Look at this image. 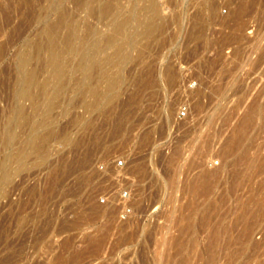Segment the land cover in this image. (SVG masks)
<instances>
[{
  "label": "rangeland",
  "instance_id": "rangeland-1",
  "mask_svg": "<svg viewBox=\"0 0 264 264\" xmlns=\"http://www.w3.org/2000/svg\"><path fill=\"white\" fill-rule=\"evenodd\" d=\"M88 1L92 3L90 4ZM154 1H157L161 5L160 10L162 9L161 11L164 12L163 14L168 17L167 22L164 21L163 23L165 25H162L163 28H160L163 31H160L159 29L154 33L153 37H150L151 39H141L138 37L137 39L139 42L141 41V47L139 48L140 45L136 46L138 49L135 46L130 45L129 42L126 43L124 46V53L126 55L124 62L121 65H116L114 63H108V65H106L102 64L101 61L104 57H106V55L111 53L112 49L105 45L106 41L104 42V40H107V38H103L107 37V34L112 28V21L108 20V18L111 16H106L103 18L104 16L102 17L98 13V0H0V50L2 51H0V179L2 177V182L0 181V264H156L154 263L156 261L157 264H177L179 263L178 260L181 256V260L185 258V264H191V262H188L192 260H198V264H203L204 260L206 262L207 257L210 256H207V252L210 250L209 247H211L210 252L213 253H211L212 256L207 259L209 261L207 264H227L228 261H232L230 262L231 264H242L240 262L243 259L244 260L242 262H245V258H247V260L243 264H260L261 262V264H263L264 216L261 213L264 214V210H262L263 212L260 211L259 213L263 218L260 215H257V217H260L259 221L256 222L258 219L256 217L257 219H255L253 223L254 226L251 225V227H254L251 228V233L250 230L246 231L247 233L249 232V236L246 234V232L241 233L240 229L231 230L233 232L232 235H236V237L237 235H240L239 238L236 239L237 241L235 240L234 243L232 242L230 246V248L236 247V250L238 248L237 256L234 257L233 260L231 257L227 258V255H224L227 252L225 249L227 250L228 235L223 238L224 243L222 240L220 246H215L213 244L210 246L209 240L207 238H210L211 236L213 237V233L216 230L218 223L223 221L226 224L229 222L231 223V226L233 225V218L235 216L233 208L236 207V204L238 207L239 196L241 194V200H243V198H246L245 200L253 199L251 196H254L255 194L256 197L262 199V201L264 200V168L261 169L262 171L256 170L254 173L250 172L253 174V179L250 183L247 182L248 184L245 181L244 182L246 184H243L240 181H235L241 185L238 183L233 184L231 177H233L234 173L233 170H230L232 174L228 172V174L231 176L228 178L232 181H230L231 183L229 182L228 184L227 182L229 180L227 178V171H229L228 169L233 168L232 162H229L233 157L226 154L224 156L221 149L222 145L224 144L223 142L226 141L225 138L230 132L228 129H231L232 124L238 122L240 116H242V114H244V112H246V110L254 102L259 101L261 104L264 103V0H251L250 6L244 13L242 19H239V22L236 16L233 17V14L234 10L236 9L235 6H237L241 0H163L165 2L164 4L161 3V0ZM212 1L215 3V5L217 4L214 8L215 10L212 8ZM132 2L133 0L120 1V10H122L123 15H125L126 12H129L128 10L130 9V3ZM199 3L202 5V7L199 6ZM93 5L96 7V9ZM224 8L227 10L226 13H222V9ZM95 10L96 12L93 13ZM57 11H62L65 13L62 16L64 18H60L63 21L59 23L57 29L58 31L56 30L58 32H56V36L59 45H61L59 48H61L62 52L59 62L61 65L64 64L63 62H65V65L69 63H73V65L71 67L69 64L70 68L63 65L64 68H69L67 69L68 71L63 69L62 73L64 74H61L62 76L60 75V77H53V66L49 65L46 60V50L44 49V51L36 53L33 50V46L36 44L35 41L44 42V38L42 41L43 29H45L47 24L49 25L51 20H54L55 22V19L58 17ZM229 12L232 13V16H230ZM91 13L93 15L96 14L95 17L91 15ZM192 14H198L203 16V18L201 17L202 20H200V22H198L199 20L194 21V15ZM210 14H213L212 18L209 17L211 16ZM173 15L179 16V19H172ZM71 19L72 21H70ZM68 21L71 22V27L75 26V29L77 27L79 28H77L78 34L75 33L74 36L76 37L74 38L76 42V48L78 49L77 45L83 42V47L80 46V49H82L78 51V55H76L77 58L75 57L76 60L73 58L74 56L71 55L69 47L65 49L66 46L64 44V39H66L65 37L67 35L65 26L67 29L69 26ZM235 21L238 23L236 24ZM250 27L255 29L256 35L254 38H248L246 35V31ZM59 28H61V30ZM85 28H87L86 30L88 31H85ZM195 28L197 29L196 32ZM234 28L236 30L238 29V33H236V30H232ZM132 31L136 32V28L132 26L131 23H127L123 30L124 34L129 35ZM63 32H66V35ZM195 33L197 35H195ZM231 33H234L233 35L236 38L235 40H233L234 36ZM261 34H263V36ZM79 35H81V38L83 37L81 41H79L81 39L79 38ZM231 35L233 38H231ZM217 37L219 39H217ZM220 39L222 40L220 41ZM63 46L65 52L62 51ZM229 49L232 50L231 54L227 53ZM25 53H28V55L32 54L31 56H33L34 62L33 63L32 60H29L25 66L28 68L34 67L33 69L37 70H35L37 73V75H35L38 77H36L35 79L37 80H34L30 85V98H19L18 92L21 88L22 80L20 73L22 61L20 62L19 59L22 60L23 57L27 55ZM82 55L84 59H82ZM38 56H40V60H38ZM41 56H43V58ZM99 57L101 58L100 61ZM88 60L90 61L88 62ZM79 61L83 63L81 64ZM211 61L213 64H211ZM74 63L77 64L75 65ZM88 63L91 64L89 68L87 67L90 71V75L86 77L85 66ZM145 65L146 68L144 67ZM243 66H245V68H249V71L252 72L254 69L263 66L261 67L262 81L258 83L256 80L247 86L243 85L239 76ZM102 67L105 68L108 73L118 75L120 81L114 85L113 88H111L110 95L108 97L101 99V103L105 104L103 109L101 110L99 108H95L91 109L90 111L85 108V98L83 91L86 89V87L83 84H95L99 78V73ZM166 70H170L172 72L174 75H171L172 79L170 77L167 79L166 74H164ZM161 73L166 78L163 77ZM141 76H145V79L147 80ZM124 78L127 79V81L124 80ZM141 79H144L145 82H143L147 84H144ZM131 86L133 87V92L131 91ZM55 88H59V91L57 95L52 97L51 95L53 94V91H51V89ZM134 90H138L136 95ZM47 91L50 92V95L47 93ZM60 94L62 97L58 96ZM133 98L136 99L134 100ZM129 99L132 101L130 102ZM184 99H187V101ZM182 105L187 107L188 114L183 121L179 122L176 121L175 117L178 109ZM106 107H110L108 108V111ZM16 110H19L18 112H20V110L24 112V114L28 117L27 123H22V125L16 124L18 123L14 121L18 117V112ZM132 111H134V113ZM125 112L127 114L129 113L128 115L131 117L127 114H124ZM118 113H120V116ZM44 114L50 115L51 117L52 124H50V127L55 126L53 127L55 130V135L47 144L48 150L45 159L38 163L32 156H29L30 158L27 157V163L24 167H18L16 159H12L13 161H8V154L15 152L17 153V149H19L20 145H22L23 138L27 136L28 133H31L30 123L35 120L39 121ZM114 114H116V116ZM124 117L126 118L121 119ZM118 121L120 122L119 126H121L118 127L121 130L116 128V126L115 128L112 127ZM10 128L14 131V134L11 142H7L8 140L6 134ZM116 130L120 132L116 133ZM254 131L256 132V135L251 136V138H254V140L250 139L249 143H256L254 145L251 144L253 149L250 148V152L251 156L257 159L258 157L260 158V154L264 156V154H262L264 153V131H259L256 129V126L252 129V135L255 134ZM111 135L112 137H110ZM90 143H92V145ZM249 143L248 145L250 146ZM12 146L13 149H11ZM108 148L110 150H108ZM84 152L86 154H84ZM219 152H221L222 155ZM87 153L91 154L88 155ZM72 154H75V156ZM125 154L135 157L137 165L135 167L136 169L134 168V173L138 176L141 182L140 184L143 185L137 192V200H135L133 204L134 213L130 215L120 214L119 207L117 205L118 202L115 201V199L113 200L114 203L111 204H99V196L113 184L110 179L101 178L100 174L96 172L94 167V160L97 158L109 159ZM84 156L89 158L85 160ZM68 159L70 161H68ZM168 159H173L174 161H178V163L180 161V165L173 166L176 168H174V171L177 172V181L180 180L177 183H181L180 190L176 193L179 195L178 197L181 195L179 192L181 193L182 191L183 183L194 179L191 177H195V175L198 173V170H200L203 166L208 168L215 167V171H217L216 173L214 171L215 176L213 175L214 179L212 178L214 185H212L211 190L207 191V193L204 192V194L201 192L198 193L199 195L197 194L198 198L201 196V200H197V202L199 201L198 211H196L194 216L192 215V226L184 231V235L179 233L180 231L178 226L176 227L175 222H172V224L169 226L166 224L169 222L168 217L165 215V212L168 209L166 207H169V204L166 200L168 188L164 187L162 184H164V180L168 178V173L166 171V163ZM216 159L219 162L217 167L211 165V161ZM261 159H264V157ZM182 161L183 164H181ZM70 163L72 165H70ZM7 164L10 168V175L8 177H4V180L3 171ZM243 164L244 163H242V165H238V168L244 171L245 168L241 169V167L245 166V164ZM59 165L63 166L60 167ZM81 165H84V168ZM226 166H228L227 169ZM51 167L55 168H52L53 170H51ZM218 167L219 170H217ZM12 168H15L14 171ZM69 168L70 171L68 170ZM139 169L141 170L138 171ZM50 170L54 173L57 172V177L53 175L55 179L53 176H51V174L54 173H51ZM58 170H60V174L58 173ZM237 171L239 172L238 169ZM257 171L258 173H256ZM64 172L66 174H64ZM240 172L238 174H242ZM222 175L224 179H222ZM258 179L260 180L257 181ZM260 181H263V185ZM255 182L257 183L255 184ZM51 184H54L52 190L48 189L50 188L49 186ZM79 184L81 187L78 186ZM230 184L232 185L228 186ZM260 184L263 187H260L261 190H259ZM233 185H240L242 188L240 186L232 187ZM244 185H247L248 187L251 185L253 188H248L247 186L244 188ZM228 188H235L236 192H234L235 190L233 189L229 190L230 192L232 191L231 195V193L229 194L228 192ZM256 188L260 191L258 195V190H256ZM46 189H48V191H46ZM220 191H222L221 196L219 195ZM39 192L42 193L41 195L43 196L42 197L40 195V199L43 198L41 200L37 199ZM237 193L240 195L238 196ZM89 194L90 196H88ZM248 194H250L249 198H247ZM219 196L220 198H223V201H225L223 202L222 199L219 200ZM232 196H234V198H232ZM180 199L182 200V198ZM235 199H237V201ZM217 200L219 201L220 205L216 207H220L221 209L216 208L214 211H212L209 218L210 221H206L203 223V225L202 220H200L201 214L200 218L198 217L199 213H201L200 210L202 207H209V201L212 202ZM221 201L223 203H220ZM231 202L234 203L233 207ZM80 203L81 205L83 203L86 205H82V207ZM206 203L209 204L206 206ZM89 204L94 206H88ZM80 206L82 208H80ZM92 207H95V210ZM110 209L111 212L109 214ZM221 210L223 212L226 210L223 214L224 216H222L223 212ZM84 211L87 217L84 215ZM97 211L99 214H101H96ZM106 211L108 214H106ZM214 212L215 215H213ZM89 213H92L93 216H91L93 218L89 216ZM76 215H78V219L80 218L78 222L77 219H75L77 218ZM109 215L112 219L109 218ZM107 217L109 218V221ZM196 218L198 222L196 221ZM224 219H226V221H224ZM211 220H213V222ZM214 222L217 223V225ZM208 224L210 226L213 224V227L211 226V229H209L210 227H208ZM121 226L123 227L120 228ZM231 226L229 230L233 229L234 227ZM236 227L240 228V224L236 225L234 228ZM102 229H104V232L101 231ZM97 232L101 234L103 233L104 239L102 238V235L100 236L99 234L100 238L103 240L101 239L102 242L99 245L100 247H96V250L98 249L96 251L94 247L93 250L92 247H89V244L85 243H88L86 242V238L91 236L96 237V234H98ZM124 233L126 235L129 233L127 238L125 237ZM167 233H170L171 237ZM178 233L181 234L180 236H182L180 237V240L183 242V245L181 246L174 245L172 243L173 241H176L175 237L177 236L175 234ZM89 234L90 236H87ZM160 234H162V236L159 239L158 235ZM156 235L159 240L156 238ZM185 235H187V237ZM123 236L125 239H123ZM241 236L248 238H242ZM165 238H167V241ZM204 239L206 241H204ZM241 239L242 242H240ZM261 239L262 242H259L258 245V240L261 241ZM67 240L70 242V244ZM63 242L66 243L65 245L67 248ZM203 242H208L209 244H204ZM251 242H254L257 245L251 244ZM155 243L157 244L155 245ZM165 243H167V246H170L167 247ZM83 246H88V248L84 247V249ZM162 246L164 247L162 248ZM250 246H256L255 248H258L260 252L257 249L259 252L258 253L257 250L255 251L254 247L251 248ZM72 248L76 249L73 250ZM89 248L92 250V252ZM207 249L209 250L207 251ZM251 249H254V251L257 252L259 256H257L258 254L255 253L257 256L256 257L253 253H251L250 251H253ZM83 250H85V252H83ZM153 250L155 251L154 253L152 252ZM164 250H166V252ZM176 250L182 251L177 252ZM203 251H205L207 254ZM169 252L171 253V258L170 256H167L169 255ZM172 253L175 254L173 255ZM192 253L194 254L192 255ZM196 253L197 255L199 254V258L196 257ZM217 253L222 256H219ZM69 254L73 256V259L69 260L71 258ZM154 256H157V259ZM187 256L189 258L192 257V260H190L191 258L188 259ZM223 256L226 259H224ZM250 256L255 257L251 258ZM57 258H59L61 261L59 259L57 260ZM221 258L222 260L220 261ZM169 261H171V263ZM192 263L195 264V261H192ZM179 264H183L182 261H180Z\"/></svg>",
  "mask_w": 264,
  "mask_h": 264
},
{
  "label": "bare ground",
  "instance_id": "bare-ground-1",
  "mask_svg": "<svg viewBox=\"0 0 264 264\" xmlns=\"http://www.w3.org/2000/svg\"><path fill=\"white\" fill-rule=\"evenodd\" d=\"M20 1V0H19ZM26 1H28V0H26ZM30 1V0H29ZM35 1V0H34ZM99 1V3H98V6H99V10H98V13L103 17V18H105L106 16H111L110 18H108V20L110 21H112V28L110 29V31H109V33L107 34V37H104V35H103V39H106L107 38V40H104V42L106 41V43H105V45H107L108 47H110L112 50H111V53H109V55H106V57H102L103 59H102V64H106V65H108V63H114V64H116V65H121L123 62H124V60L126 59V55H125V53H124V46H125V44L126 43H130V45H132V46H138V45H140L139 46V48L141 47V41L139 42V40L137 39L138 37H140L141 39L142 38H150V37H153V35H154V33L156 32V31H158L160 28H163L162 27V25H165V24H163L164 23V21H166L167 22V20H168V17L166 16V15H164L163 13L164 12H162L161 10H160V4L157 2V1H154V0H133V2L132 3H130L131 5H130V9L128 10L129 12L127 13L126 12V14L125 15H123V13H122V10H120V1L121 0H98ZM130 1H132V0H130ZM82 2V1H81ZM80 2V3H81ZM89 2V1H88ZM87 2V3H88ZM213 2V1H212ZM256 2V1H255ZM19 3V2H18ZM29 3V2H28ZM77 3H79V2H77ZM90 4L92 3V2H89ZM122 3V2H121ZM202 3V2H201ZM253 3H254V1H253ZM64 4V3H63ZM164 4V3H163ZM170 4V3H169ZM200 4V3H199ZM222 4H223V2H222ZM226 4H227V1H226ZM232 4V3H231ZM236 4H237V2H236ZM250 4H251V0H241V2L237 5V6H235L236 7V9L234 10V14H233V17H235L236 16V18H237V20H238V22H239V19H242V17L244 16V13L247 11V9H248V7L250 6ZM81 5H82V3H81ZM85 5V4H84ZM89 5V4H88ZM122 5V4H121ZM167 5H168V3H167ZM212 5V4H211ZM217 5V4H216ZM215 3L213 2V9L215 8ZM45 6V5H44ZM51 6H52V4H51ZM94 6V5H93ZM196 6H198V5H196ZM199 6H201L202 7V5L200 4ZM224 6V5H223ZM95 7V6H94ZM118 7H119V9H118ZM168 7V6H167ZM200 7V8H201ZM88 8V7H87ZM208 8L210 9V7L208 6ZM211 8V9H212ZM217 8V7H216ZM65 9V8H64ZM95 9H96V7H95ZM166 9V8H165ZM169 9V8H168ZM199 9V8H198ZM202 9V8H201ZM215 10V9H214ZM45 11H46V9H45ZM64 11V10H63ZM199 11H200V9H199ZM198 11V12H199ZM202 11V10H201ZM213 11V10H212ZM58 12V11H57ZM64 12H66V11H64ZM64 12H58L57 14V19H55V22H54V20L52 21L51 19V22L49 23V25L47 24V26H45V29H43V37H42V41H43V38H44V42H36L35 41V45L33 46V50L36 52V53H39L40 51H44V49L46 50L45 52H46V60H47V62L49 63V65H51V66H53V71H54V74H53V77H60V75L61 74H64V73H62L63 72V69H66V68H64V66L66 67V66H68L69 68H70V66H69V64H67V65H65V62H63L64 64V66L63 65H61L60 64V62H59V59L61 58V48H59V46H61V45H59V42H58V39H57V36H56V32L58 31L57 29H58V25H59V23L60 22H62L63 20H61L62 18H64V17H62L63 16V14H65ZM89 12V11H88ZM87 12V13H88ZM93 12V11H92ZM96 12V10L93 12V13H95ZM167 12V11H166ZM209 12H210V10H209ZM86 13V14H87ZM175 13V12H174ZM193 13V12H192ZM202 13V12H201ZM204 13V12H203ZM207 13H208V11H207ZM211 13H215V12H211ZM230 13V12H229ZM42 14V13H41ZM45 14V13H44ZM68 14V13H67ZM191 14V13H190ZM194 14H195V12H194ZM194 14H192V15H194ZM232 13H230V16H232L231 15ZM88 15H89V13H88ZM87 15V16H88ZM91 15H93L92 13H91ZM96 15V14H95ZM95 15H93L94 17H95ZM211 16H209L210 18H212V15L213 14H210ZM256 15V14H255ZM259 15V14H258ZM261 15V14H260ZM72 16V15H71ZM100 16V17H101ZM262 16V15H261ZM101 17V18H102ZM167 17V18H166ZM176 17H178V18H176ZM203 18V16H200V15H194L193 16V20L194 21H198V22H200V20H202V18ZM259 17V16H258ZM61 18V19H60ZM87 18V17H86ZM100 18V19H101ZM190 18V17H189ZM192 18V17H191ZM257 18V17H256ZM172 19H179V16H172ZM229 19V18H228ZM227 19V20H228ZM65 20V19H64ZM87 20V19H86ZM191 20V19H190ZM204 20V19H203ZM67 21V20H66ZM70 21H72V19L70 20ZM189 21V20H188ZM65 22V21H64ZM69 22V21H68ZM67 22V23H68ZM80 22V21H79ZM237 22V23H238ZM74 23H76V22H74ZM84 23V22H83ZM127 23H131L132 24V26H134L135 28H136V32H131V34H129V35H125L124 34V32H123V30H124V28H125V26H126V24ZM225 23V22H224ZM235 23H236V21H235ZM236 23V24H237ZM178 24V23H177ZM230 24V23H229ZM234 24V23H233ZM71 25V22H69V26H68V28L66 29V26H65V31L67 32V35H66V39H64L65 40V42H64V44H65V46H66V48L65 49H67V47H69V50L71 51V55H73L74 57L73 58H75L76 57V55H78L77 53H78V51L79 50H81L80 49V46L81 47H83V42L81 43V44H79V45H77V47H78V49L76 48V42H75V40H74V38H76V37H74L75 36V33H77V30L79 29L78 27V29L76 28H74L75 26H73V27H71L70 26ZM75 25V24H74ZM76 25H78V24H76ZM89 25V24H88ZM91 25V24H90ZM194 25V24H193ZM192 25V26H193ZM197 25V24H196ZM200 25V24H199ZM206 25V24H205ZM85 26V25H84ZM167 26V25H166ZM165 26V27H166ZM190 26V25H189ZM202 26V25H201ZM231 26H232V24H231ZM61 27V26H60ZM164 27V28H165ZM229 27H230V25H229ZM62 28V27H61ZM61 28H59L60 30H61ZM141 28V29H140ZM177 28V27H176ZM192 28V27H191ZM238 28V27H237ZM240 28V27H239ZM87 28H85V31H88V30H86ZM88 29H89V27H88ZM140 29V30H139ZM231 29V28H230ZM57 30V31H56ZM82 30V29H81ZM132 30H133V27H132ZM177 30V29H176ZM196 28H195V32H196ZM233 31L234 30H236L235 28L234 29H232ZM238 30V29H237ZM236 30V31H237ZM160 31H163V30H161L160 29ZM232 31V32H233ZM95 32H96V30H95ZM199 32V31H198ZM227 32V31H226ZM229 32V31H228ZM58 33V32H57ZM89 33V32H88ZM169 33H170V31H169ZM236 33H238V31L236 32ZM235 33V34H236ZM78 34V33H77ZM83 34H85V33H83ZM82 34V35H83ZM86 34H87V32H86ZM232 35L234 34V33H231ZM60 35V34H59ZM195 35H197L196 33H195ZM194 35V36H195ZM220 35V34H219ZM231 35V36H232ZM262 36H263V34H261ZM80 37L79 38H81V35H79ZM84 36H86V35H84ZM234 36V35H233ZM233 36L231 37V38H233ZM38 37V36H37ZM227 37V36H226ZM83 38V37H82ZM82 38L79 40V41H81L82 40ZM86 38V37H85ZM90 38V37H89ZM89 38H88V40H89ZM96 38V37H95ZM167 38H168V36H167ZM174 38V37H173ZM222 38V37H221ZM231 38H230V40H231ZM151 39V38H150ZM150 39H147V40H150ZM217 39H219L218 37H217ZM227 39H229V38H227ZM236 38H235V36H234V39L233 40H235ZM31 40V39H30ZM91 40V39H90ZM137 40H138V42H139V44H138V42H137ZM172 40H174V39H172ZM222 39H220V41H221ZM33 41V40H32ZM61 41V40H60ZM87 41V40H86ZM96 41V40H95ZM160 41V40H159ZM188 41H190V40H188ZM217 41V40H216ZM63 42V41H62ZM99 42V41H98ZM104 42H103V44H104ZM165 42V41H164ZM167 42V41H166ZM170 42H172V41H170ZM233 42V41H232ZM94 43V42H93ZM161 43V42H160ZM78 44V43H77ZM143 44V43H142ZM162 44V43H161ZM63 45V44H62ZM98 45V44H97ZM102 45V44H101ZM101 45H99V46H101ZM146 45V44H145ZM158 45H160V44H158ZM88 46V45H87ZM25 47V46H24ZM23 47V48H24ZM29 47H31V46H29ZM93 47H94V45H93ZM92 48V47H91ZM137 48V47H136ZM147 48V47H146ZM154 48V47H153ZM193 48V47H192ZM25 49V48H24ZM30 49V48H29ZM29 49H28V51H29ZM63 50L62 51H64V46H63V48H62ZM93 49V48H92ZM138 49V48H137ZM152 49V48H151ZM195 49V48H194ZM1 51V50H0ZM23 51V50H22ZM88 51H89V49H88ZM190 51V50H189ZM240 51V50H239ZM2 52V51H1ZM65 52V51H64ZM63 52V53H64ZM95 52H96V50H95ZM195 52V51H194ZM193 52V53H194ZM82 53L84 54V52L82 51ZM81 53V54H82ZM92 53V52H91ZM24 54V53H23ZM22 54V55H23ZM25 54H27V55H25L24 57H23V59L21 60V59H19L20 60V62L22 61V68H21V70H20V73H21V77H22V80H21V88H20V90H19V92H18V96H19V98H30V85L32 84V82L35 80H37V79H35L36 77H38V76H36L37 75V73H36V69H33L34 67H32V68H28V67H26L25 65H26V63H27V61L29 62V60H32V62H33V56H31V55H28V53H25ZM34 54V53H33ZM68 54H69V51H68ZM131 54V53H130ZM189 54V53H188ZM35 55V54H34ZM40 55V54H39ZM43 55V54H42ZM94 55V54H93ZM39 57V59L38 60H40V56H38ZM42 58H43V56H41ZM64 57H65V55H64ZM70 57V56H69ZM68 57V58H69ZM132 57V56H131ZM32 58V59H31ZM71 58H72V56H71ZM77 58V57H76ZM76 58H75V60H76ZM100 58V57H99ZM133 58V57H132ZM143 58V57H142ZM82 59H84L83 58V55H82ZM86 59H87V57H86ZM45 60V61H46ZM65 60V59H64ZM92 60V59H91ZM101 60V58L99 59V61ZM37 61V60H36ZM42 61V60H41ZM41 61H39V62H41ZM68 61H69V59H68ZM74 61V60H73ZM72 61V62H73ZM83 61V60H82ZM90 60H88V62H89ZM98 61V62H99ZM153 61V60H152ZM208 61V60H207ZM213 61V60H212ZM211 61V64H213V62ZM218 61V60H217ZM216 61V62H217ZM31 62V63H32ZM38 62V63H39ZM47 62H46V64H47ZM71 62V63H72ZM78 62V61H77ZM80 62V61H79ZM134 62V61H133ZM219 62V61H218ZM34 63V62H33ZM81 63V62H80ZM83 63V62H82ZM81 63V64H82ZM91 63V62H90ZM131 63H132V61H131ZM149 63H150V61H149ZM29 64V63H28ZM75 64V63H74ZM77 64V63H76ZM75 64V65H76ZM99 64V63H98ZM113 64V65H114ZM130 64V63H129ZM134 64H135V62H134ZM133 64V65H134ZM147 64V63H146ZM209 64H210V61H209ZM37 65V64H36ZM40 65H42V64H40ZM48 65V64H47ZM71 65V67H72V65H73V63L72 64H70ZM74 65V66H75ZM96 65V64H95ZM20 66H18V67H20ZM43 66V65H42ZM89 66H91V64H87L86 66H85V68H86V77L87 76H89L90 75V71H89ZM97 66V65H96ZM96 66H94V67H96ZM103 66V65H102ZM105 66V65H104ZM141 66V65H140ZM139 66V67H140ZM210 66V65H209ZM212 66V65H211ZM41 67V66H40ZM88 67V68H87ZM145 68H146V65L144 66ZM150 67V66H149ZM169 67V66H168ZM43 68V67H42ZM69 68H67V69H69ZM74 68V67H73ZM143 68V67H142ZM44 69V68H43ZM50 69V68H49ZM66 69V70H67ZM77 69H78V67H77ZM109 69V68H108ZM151 69V68H150ZM156 69V68H155ZM154 69V70H155ZM166 69H168V68H166ZM36 70V71H35ZM65 70V71H66ZM52 71V70H51ZM68 71V70H67ZM72 71H74V70H72ZM85 71V70H84ZM147 71V70H146ZM165 72V71H164ZM17 73V72H16ZM42 73V72H41ZM84 73V72H83ZM126 73V72H125ZM176 73V72H175ZM174 73V74H175ZM36 74V75H35ZM72 74V73H71ZM100 75H99V78H98V80H97V82L95 83V84H93V85H85V84H83L85 87H86V89L83 91L84 92V98H85V108L87 109V110H90L91 111V109H95V108H99V109H103V107H104V105L105 104H103V103H101V99L102 98H104V97H108L109 95H110V91H111V88H113L114 87V85H116L119 81H120V78H119V76L118 75H116V74H111V73H108L106 70H105V68H101V70H100V73H99ZM123 74V73H122ZM162 74V73H161ZM164 74H166V77H167V79H168V77H170L171 78V75L172 76H174L173 74H172V72L170 71V70H166V72L164 73ZM120 75V74H119ZM149 75V74H148ZM163 75V74H162ZM46 76H47V74H46ZM62 76V75H61ZM84 76V75H83ZM126 77V76H125ZM142 77V76H141ZM154 77V76H153ZM159 77V76H158ZM163 77H165L164 75H163ZM165 77V78H166ZM19 78V77H18ZM142 78H144L145 79V76L144 77H142ZM169 78V79H170ZM91 79V78H90ZM95 79V78H94ZM141 79L142 80V82L144 81L145 82V80H147V79ZM172 79V78H171ZM175 79V78H174ZM42 80V79H41ZM53 80V79H52ZM60 80V79H59ZM124 80H126L127 81V79H125L124 78ZM139 80V79H138ZM153 80V79H152ZM151 80V81H152ZM156 80V79H155ZM55 81V80H54ZM83 81H84V79H83ZM88 81V80H87ZM135 81V80H134ZM163 81V80H162ZM171 81V80H170ZM42 82V81H41ZM59 82V81H58ZM91 82H93V81H91ZM136 82V81H135ZM143 82V83H144ZM150 82V81H149ZM168 82V81H167ZM15 83V82H14ZM43 83V82H42ZM142 83V84H143ZM151 83V82H150ZM18 84V83H17ZM142 84H140V85H142ZM144 84H147V83H144ZM154 84V83H153ZM156 84H157V81H156ZM57 85V84H56ZM63 85V84H62ZM149 85V84H148ZM155 85V84H154ZM41 86V85H40ZM130 86V85H129ZM53 87V86H52ZM61 87V86H60ZM59 87V88H60ZM63 87V86H62ZM132 87V86H131ZM40 88V87H39ZM59 88H55V89H51V91H53V94L51 95L52 97H54L55 95H57L58 94V91H59ZM83 88V87H82ZM81 88V89H82ZM141 88V87H140ZM137 89V88H136ZM146 89V88H145ZM49 90V89H48ZM74 90V89H73ZM46 91V90H45ZM50 91V90H49ZM50 91V92H51ZM132 92H133V87H132V90H131ZM135 91V90H134ZM138 91V90H137ZM137 91H135V95L137 94L136 92ZM264 91V90H263ZM50 92H48L47 91V93L49 94ZM126 92V91H125ZM141 92V91H140ZM263 93V92H262ZM37 94V93H36ZM65 94V93H64ZM113 94V93H112ZM129 94H130V92H129ZM128 94V95H129ZM133 94V93H132ZM139 94V93H138ZM149 94V93H148ZM50 95V94H49ZM80 95V94H79ZM195 95V94H194ZM47 96V95H46ZM58 96H61V94L60 95H58ZM133 96V95H132ZM57 97V96H56ZM62 97V96H61ZM60 97V98H61ZM129 97V96H128ZM77 98V97H76ZM51 99V98H50ZM78 99H79V97H78ZM125 99V98H124ZM134 100L136 99V98H133ZM255 99V98H254ZM61 100V99H60ZM109 100V99H108ZM127 100V99H126ZM125 100V101H126ZM130 100V102L132 101L131 99H129ZM59 101V100H58ZM105 101V100H104ZM124 101V102H125ZM198 101V100H197ZM54 102H55V100H54ZM33 103V102H32ZM195 103V102H194ZM128 104H130V103H128ZM250 104V103H249ZM111 105V104H110ZM121 105V104H120ZM119 105V106H120ZM122 105H123V102H122ZM122 105H121V107H122ZM170 105H171V103H170ZM169 105V106H170ZM197 105V104H196ZM200 105V104H199ZM119 106H118V108H119ZM201 106V105H200ZM247 106H249V105H247ZM246 106V107H247ZM138 107V106H137ZM195 107V106H194ZM197 107V106H196ZM20 108V107H19ZM107 108V111H108V108H110V107H106ZM170 108H172V107H170ZM193 108V107H192ZM52 109H54V108H52ZM218 109V108H217ZM34 110V109H33ZM110 110V109H109ZM111 110H113V109H111ZM126 110H130V109H126ZM166 110V109H165ZM196 110V109H195ZM197 110H199V109H197ZM17 111V110H16ZM19 111V110H18ZM17 111V112H18ZM106 111V112H107ZM125 111V110H124ZM135 111V110H134ZM134 111H132L133 113H134ZM217 111V110H216ZM14 112V111H13ZM16 112V113H17ZM30 112V111H29ZM57 112V111H56ZM97 112V111H96ZM120 112V111H119ZM128 112V111H127ZM130 112V111H129ZM220 112V111H219ZM244 112V111H243ZM66 113V112H65ZM103 113V112H102ZM111 113H112V111H111ZM229 113V112H228ZM70 114V113H69ZM109 114V113H108ZM117 114V113H116ZM116 114H114L115 116H116ZM120 113H118V115H119ZM124 114H127L126 112L124 113ZM129 114V113H128ZM127 114V115H128ZM132 114V113H131ZM12 115V114H11ZM17 115V114H16ZM110 115V114H109ZM114 115H113V117H114ZM118 115H117V117H118ZM134 115V114H133ZM29 116V115H28ZM105 116H107V115H105ZM120 116V115H119ZM124 116V115H123ZM122 116V117H123ZM128 116H130V115H128ZM214 116V115H213ZM215 116H216V114H215ZM15 117V116H14ZM102 117V116H101ZM113 117H112V119H113ZM131 117V116H130ZM223 117H225V116H223ZM223 117H222V119H223ZM10 118V117H9ZM126 117H124V118H121V119H125ZM238 118H239V116H238ZM77 119V118H76ZM115 119H117V118H115ZM130 119V118H129ZM213 119V118H212ZM225 119V118H224ZM27 120H28V117L24 114V112H22L21 110H20V112H18V117H17V119L16 120H14L15 122H18V123H16V124H21L22 125V123H27ZM88 121V120H87ZM99 121V120H98ZM210 121H212V120H210ZM32 122V121H31ZM89 122H90V120H89ZM100 122V121H99ZM133 122V121H132ZM113 123V122H112ZM111 123V124H112ZM31 124V126H30V132L31 133H28V135L27 136H25L24 138H23V142H22V145H20V148L19 149H17L18 151H17V153L15 152V153H10V154H8L7 152V154H8V161H11L12 159H16V161H17V163H18V167H24V166H26V163H27V157H29V156H32L33 158H34V160L36 161V162H41L42 160H44L45 159V157L47 156V144H48V142L54 137V135H55V130H54V128L53 127H55V126H53V127H50V124H52V120H51V117H50V115H47V114H44L43 115V117H41V119L38 121H33L32 123H30ZM114 124V123H113ZM112 124V125H113ZM101 125V124H100ZM111 125V126H112ZM120 125V122L118 121V122H116V124H114V126H112V127H114L115 128V126H116V128H118V129H120L119 127H121V126H119ZM122 125V124H121ZM88 126V125H87ZM97 126V125H96ZM119 126V127H118ZM256 126V129H258L259 131H261V132H263L264 131V103L263 104H261V103H259V101L258 102H254L247 110H246V112H244V114H242V116H240V118L238 119V122H236V123H234V124H232V127H231V129L229 130L228 129V131H230L229 133H228V135H227V137L225 138L226 139V141H224L223 143V145H222V151H223V155L225 156V154L226 155H228V156H232L233 158L232 159H230V163L232 162V166H233V168L231 169H228L229 171H227V174H228V172L229 173H231L232 174V172H230V170L232 171L233 170V177H231L230 176V174H228V176H227V178L228 177H231V179L233 180H229V178H228V184H229V182L230 181H232L233 182V184L235 183V184H237L239 181L241 182V183H250L251 181H252V175L253 174H251L250 172H253L254 173V171H256V170H261V169H263L264 168V159H261L262 157H264V156H262L261 154H260V158L258 159H256V158H254L253 156H251V150H250V148L251 149H253L252 148V146H251V144H253V143H249V140L250 139H253L254 140V138H251V136H255L256 135V132H255V134L254 135H252V129L254 128ZM27 127V126H26ZM95 127V126H94ZM123 127V126H122ZM12 128V127H11ZM9 129L8 130V132H7V134H6V136H7V142H11V139L13 138V134H14V131L12 130V129ZM90 128V127H89ZM113 128V129H114ZM128 128V127H127ZM86 129V128H85ZM110 130V129H109ZM121 130V129H120ZM145 130V129H144ZM58 131V130H57ZM56 131V132H57ZM88 131V130H87ZM257 131V130H256ZM114 132H115V130H114ZM117 132H120V131H117L116 130V133ZM150 132V131H149ZM260 132V133H261ZM76 133V132H75ZM81 133V132H80ZM79 133V134H80ZM113 133V132H112ZM115 133V134H116ZM259 133V134H260ZM264 133V132H263ZM114 134V135H115ZM142 134V133H141ZM57 135V134H56ZM149 135V134H148ZM151 135V134H150ZM261 135V134H260ZM16 136V135H15ZM83 136V135H82ZM85 136V135H84ZM143 136H145V135H143ZM21 137H22V135H21ZM110 137H112V135L110 136ZM147 137H149V136H147ZM225 137V136H224ZM261 137V136H260ZM262 137H263V135H262ZM20 138V137H19ZM62 138H63V136H62ZM84 138V137H83ZM82 138V139H83ZM18 139V138H17ZM22 139V138H21ZM59 139V138H58ZM79 139V138H78ZM96 139V138H95ZM112 139H114V138H112ZM263 139V138H262ZM66 140V139H65ZM75 140H76V138H75ZM80 140V139H79ZM84 140V139H83ZM82 140V141H83ZM86 140V139H85ZM90 140V139H89ZM258 140H259V137H258ZM141 141V140H140ZM17 142V141H16ZM79 142V141H78ZM250 142H253V141H250ZM66 143V142H65ZM73 143V142H72ZM72 143H70V144H72ZM80 143V142H79ZM248 143L250 144V146L248 145ZM9 144V143H8ZM77 144V143H76ZM75 144V145H76ZM91 145H92V143H90ZM95 144V143H94ZM254 144H256V143H254ZM253 144V145H254ZM263 144H264V142H263ZM52 145V144H51ZM80 145V144H79ZM91 145H87V146H91ZM98 145V144H97ZM50 146V145H49ZM70 146H72V145H70ZM102 146V145H101ZM261 146V145H260ZM264 146V145H263ZM73 147H75V146H73ZM77 147V146H76ZM80 147V146H79ZM110 147V146H109ZM262 147V146H261ZM50 148V147H49ZM87 148V147H86ZM91 148V147H90ZM110 148H112V147H110ZM118 148V147H117ZM219 148V149H220ZM11 149H13V146H12V148ZM264 149V148H263ZM50 150V149H49ZM84 150V149H83ZM107 150V149H106ZM105 150V151H106ZM108 150H110L109 148H108ZM107 150V151H108ZM66 151V150H65ZM87 151V150H86ZM177 151V150H176ZM179 151V150H178ZM217 151V150H216ZM221 151V152H222ZM257 151V150H256ZM71 152V151H70ZM73 152V151H72ZM89 152V151H88ZM221 152H219L221 155H222V153ZM91 153H93V152H91ZM91 153H87L88 155L89 154H91ZM174 153V152H173ZM177 153V152H176ZM260 153V152H259ZM84 154H86L85 152H84ZM103 154V153H102ZM219 154V155H220ZM258 154V153H257ZM262 154H264V153H262ZM58 155H60V154H58ZM57 155V156H58ZM71 155V154H70ZM72 155H74L75 156V154H72ZM217 155V154H216ZM254 155H256V154H254ZM6 156V155H5ZM62 156V155H61ZM218 156V155H217ZM216 156V157H217ZM262 156V157H261ZM59 157V156H58ZM71 157V156H70ZM85 157V156H84ZM172 157H174V156H172ZM5 158V157H4ZM30 158V157H29ZM89 158V157H88ZM88 158H84L85 160L86 159H88ZM171 158V157H170ZM174 159V158H173ZM173 159H168L167 160V165H166V167H167V173H168V178L167 179H165L164 180V184H162V185H164V187H166V188H168L167 189V196H166V200H167V203L169 204V207H166V208H168L167 209V211L165 212L166 214V216L168 217V223H166L167 224V226H169L170 224H172V222H175L176 223V227L178 226V229H179V233H181L182 235H184V231H186L188 228H190V226H192V222H193V220H192V215L194 216V214L196 213V211H198V202H197V200H199L200 198H201V196H200V198H198L197 197V194L199 193V192H201V193H203L204 194V192L205 193H207V191H209V190H211V187H212V185H214V183L212 182V178L214 179V177H213V175L215 176V174H214V171H215V167H212V168H208V167H206V166H203L200 170H198V173L195 175V177H191V178H194V179H192L191 181L190 180H188V181H186V182H184L183 183V188H182V191H181V193L179 192V194H181L180 195V197H178L179 195L178 194H176L177 193V191H179L180 190V185H181V183L180 184H178L177 182L178 181H180V180H178L177 181V179H178V177L176 178V171H174V168L175 167H173V166H175V165H180L179 163H180V161H179V163H178V161H174ZM78 160V159H77ZM81 160V159H80ZM217 160V159H216ZM13 161V160H12ZM68 161H70L69 159H68ZM79 161V160H78ZM219 161H222V160H219ZM4 162V161H3ZM3 162H2V164H3ZM53 162V161H52ZM185 162V161H184ZM228 162V163H229ZM244 163L245 164V166L244 167H241V169L242 168H245L244 169V171L243 170H240V168H238L239 166L238 165H242V163ZM62 163V162H61ZM60 163V164H61ZM199 163V162H198ZM51 164V163H50ZM69 164V163H68ZM86 164V163H85ZM145 164V163H144ZM181 164H183V161H182V163ZM243 164V165H244ZM28 165V164H27ZM34 165V164H33ZM45 165V164H44ZM70 165H72L71 163H70ZM227 165V164H226ZM231 165V164H230ZM60 166V165H59ZM63 166V165H62ZM62 166H60V167H62ZM77 166V165H76ZM78 166H79V164H78ZM82 166V165H81ZM183 166V165H182ZM181 166V167H182ZM185 166V165H184ZM195 166H197V165H195ZM28 167V166H27ZM48 167V166H47ZM57 167H58V165H57ZM83 168H84V165L82 166ZM86 167V166H85ZM136 167V166H135ZM217 167V166H216ZM227 167L228 166H226V169H227ZM55 168V167H51V170H53V169ZM73 168V167H72ZM78 168V167H77ZM76 168V169H77ZM138 168H139V166H138ZM15 169V168H14ZM14 169L12 168V170L14 171ZM23 169V168H22ZM58 169V168H57ZM60 169V168H59ZM74 169V168H73ZM136 169V168H135ZM141 169H143V168H141ZM141 169H139L138 171H140ZM176 169V168H175ZM237 169L239 170V172L240 173H242V171H243V173L242 174H238L239 172L237 171ZM51 170H50V172H51ZM69 171H70V168L68 169ZM217 170H219V167L217 168ZM23 171V170H22ZM55 171V170H54ZM59 171L60 170H58V173H59ZM62 171V170H61ZM65 171H66V169H65ZM262 171V170H261ZM261 171H259V172H261ZM264 171V170H263ZM68 172V171H67ZM179 172V171H178ZM217 171H215V173H216ZM51 173H54V172H51ZM50 173V174H51ZM88 173V172H87ZM139 173V172H138ZM224 173V172H223ZM256 173H258V171L256 172ZM57 174V172L56 173H54V174H51V176H55V177H57L58 176V174ZM60 174V173H59ZM64 174H66L65 172H64ZM142 174V173H141ZM2 175V174H1ZM10 175V168H9V166H8V164L6 165V167L4 168V171H3V179H4V177H8ZM12 175V174H11ZM50 176V177H51ZM53 176V178L55 179V177ZM80 176V175H79ZM78 176V177H79ZM84 176V175H83ZM86 176H88V175H86ZM90 176V175H89ZM140 176V175H139ZM194 176V175H193ZM254 176H255V174H254ZM253 176V177H254ZM63 177V176H62ZM61 177V178H62ZM77 177V178H78ZM167 177V176H166ZM222 177H223V175H222ZM262 178V177H261ZM263 178H264V176H263ZM262 178V179H263ZM1 179H2V177H1ZM1 179H0V181H1ZM51 179H52V177H51ZM82 179V178H81ZM90 179V178H89ZM88 179V180H89ZM217 179H218V176H217ZM222 179H224V177L222 178ZM5 180V179H4ZM62 180V179H61ZM83 180V179H82ZM260 179H258L257 181H259ZM56 181V180H55ZM78 181H80V180H78ZM91 181V180H90ZM184 181H185V179H184ZM235 181H238L237 183L235 182ZM245 181V182H244ZM264 181V180H263ZM263 181H260V182H262V185H263ZM2 182V181H1ZM62 182V181H61ZM77 182V181H76ZM99 182V181H98ZM101 182V181H100ZM84 183V182H83ZM231 183V182H230ZM245 183V184H246ZM247 183V184H248ZM257 182H255V184H256ZM50 184V183H49ZM86 184V183H85ZM169 184V185H168ZM221 184V183H220ZM238 184H240V183H238ZM242 184V185H243ZM259 184V183H258ZM54 184H51L49 187L50 188H48V189H51L52 190V188L54 187L53 186ZM106 185V184H105ZM232 184H230V185H228V186H231ZM241 185V184H240ZM240 185H233L232 187H234V186H236V187H238V186H240ZM262 185L260 184L259 185V190H261L260 189V187H262ZM76 186V185H75ZM78 186H80V184L78 185ZM110 186V185H109ZM245 186H247V185H244V188H245ZM257 186V185H256ZM57 187V186H56ZM81 187V186H80ZM94 187V186H93ZM113 187V186H112ZM163 187V188H164ZM179 187V188H178ZM241 187V186H240ZM248 187V186H247ZM251 187V185L248 187V188H250ZM78 188V187H77ZM90 188V187H89ZM242 188V187H241ZM240 188V189H241ZM247 188V189H248ZM251 188H253V187H251ZM263 188V187H262ZM48 189H46V191H48ZM99 189V188H98ZM231 189H233V188H231ZM231 189H229L228 188V192H229V194L231 193V195H232V191L230 192L229 190H231ZM239 189V190H240ZM7 190V189H6ZM45 190V189H44ZM76 190V189H75ZM233 190H235L234 192H236V189L234 188ZM243 190H245V189H243ZM249 190V189H248ZM248 190H246V191H248ZM256 190H258L257 188H256ZM255 190V191H256ZM258 190V193H257V195L259 194V191ZM72 191V190H71ZM241 191V190H240ZM4 192H6V191H4ZM45 192V191H44ZM54 192V191H53ZM221 192L222 191H220V196H221ZM55 193V192H54ZM98 194H100L99 192H97ZM102 193V192H101ZM201 193H200V195H201ZM241 193V192H240ZM263 193H264V191H263ZM42 193H38V198L37 199H40V195H41ZM45 194V193H44ZM43 194V195H44ZM93 194V193H92ZM238 194V196L240 195L239 193H237ZM244 194V193H243ZM254 194H255V192H254ZM253 194V195H254ZM199 195V194H198ZM206 195V194H205ZM242 195V194H241ZM240 195V196H241ZM249 195L250 194H248L247 195V198H249ZM42 196V195H41ZM88 196H90V194L88 195ZM92 196V195H91ZM220 196H219V200L220 199H222V201H223V198H220ZM240 196H239V201H238V203H239V205H238V207H237V204H236V202H235V204H236V209L235 208H233L234 209V213H235V216H234V221H233V225L231 226V223H224L223 221L221 222V223H218V226H217V228H216V230L214 231V233H213V237L211 238H207L208 240H209V243H210V246H212V244L213 245H217V246H220V244L222 243V240H223V238L224 237H226L227 235H228V245H227V250L225 249V251H227L224 255L226 256L227 255V258H230L231 257V259L233 260L234 259V257H236L237 256V252H238V248H237V250H236V247L234 248V247H232V248H230V246H231V244H232V242L234 243L235 242V240L237 239V238H239V236L237 235V237H236V235H232V231L231 230H237V229H240V232L241 233H244V232H246V231H248V230H250V233H251V228H254V227H251V225H253L254 226V220L255 219H257L256 220V222L257 221H259V218L260 217H257V215H260L259 213H260V211L261 212H263L262 210H264V200L262 201V199H260V198H258V197H256V194L254 195L255 196V198H254V196H251V198H253V199H248V200H245L244 198H243V200H241V198H240ZM262 196H263V194H262ZM43 197V196H42ZM87 198V197H86ZM180 198H182V200L180 199ZM197 198V199H196ZM232 198H234V196H232ZM236 198H237V196H236ZM41 199H43V198H41ZM40 199V200H41ZM91 199V198H90ZM205 199V198H204ZM224 199H225V196H224ZM264 199V198H263ZM86 201H88L87 199H85ZM201 200V199H200ZM236 201H237V199H235ZM234 200V201H235ZM95 201V200H94ZM116 201V200H115ZM220 202V203H223V202ZM37 202V201H36ZM210 202V204H209V207L207 206L208 204L206 203V208L205 207H202V209L200 210L201 211V213H199V215H198V217L200 218V214H201V218H200V220H202V224L203 223H205L206 221H208L209 220V218H210V216H211V212L212 211H214L216 208H220V207H216V206H219L220 204H219V201L217 200V201H209ZM218 202V203H217ZM86 203V202H85ZM95 203H96V201H95ZM232 203V202H231ZM97 204V203H96ZM99 204H101V203H99ZM136 204V203H135ZM201 204V203H200ZM80 205H81V203H80ZM82 205H86V204H82ZM81 205V206H82ZM98 205V204H97ZM96 205V206H97ZM224 205V204H223ZM233 205H234V203H232V207H233ZM80 206V208H82ZM88 206H94V205H88ZM223 207V206H222ZM231 207V208H232ZM80 208H78V209H80ZM85 208L87 209V207L85 206ZM93 208V207H92ZM91 208V209H92ZM95 208V207H94ZM93 208V209H94ZM221 209V208H220ZM219 209V210H220ZM95 210V209H94ZM108 210V209H107ZM166 210V209H165ZM101 211V210H100ZM222 211V210H221ZM226 211V210H225ZM224 211V212H225ZM78 212H82V211H78ZM95 212V211H94ZM103 212V211H102ZM110 212H111V209H110V211H109V214H110ZM219 212V211H218ZM223 212V211H222ZM224 212L222 213V216H224L223 214H224ZM78 214V213H77ZM88 214V213H87ZM90 215L89 216H91L92 215V213H89ZM96 214H99L98 213V211H97V213ZM101 214V213H100ZM99 214V215H100ZM106 214H108V212L106 211ZM217 214V213H216ZM232 214H233V211H232ZM263 216H264V214L263 213H261ZM84 215H86L85 214V211H84ZM213 215H215V212H214V214ZM212 215V216H213ZM221 215V214H220ZM231 215V214H230ZM77 216V218H75V219H77V222H78V220H80V218L78 219V215H76ZM93 216V215H92ZM91 216V218H93ZM110 216V215H109ZM228 216V215H227ZM261 216V215H260ZM86 217H87V215H86ZM106 217V216H105ZM257 217V218H256ZM262 217V216H261ZM108 218V217H107ZM109 218H111V216L109 217ZM109 218H108V221H109ZM221 218V217H220ZM228 218V217H227ZM263 218V217H262ZM261 218V219H262ZM112 219V218H111ZM215 219V218H214ZM232 219V220H233ZM166 220V219H165ZM89 221V220H88ZM196 221H197V218H196ZM210 221V220H209ZM212 222H213V220H211ZM224 221H226V219H224ZM228 221H229V219H228ZM198 222V221H197ZM217 222V221H216ZM220 222V221H219ZM232 222V221H231ZM256 222H255V224H256ZM72 223V222H71ZM215 223V222H214ZM213 223V224H214ZM84 224V223H83ZM207 224V223H206ZM209 224H211V223H209ZM208 224V225H209ZM213 224L211 225L212 227H213ZM216 225H217V223H215ZM238 225V224H240V228L238 227H236V228H234L236 225ZM72 225V224H71ZM74 225H77V224H74ZM104 225H105V223H104ZM130 225V224H129ZM165 225V224H164ZM204 225V224H203ZM216 225H215V227H216ZM198 226V225H197ZM200 227H202L201 225H199ZM211 226L209 225L208 227H210L209 229H211ZM230 226L231 227H233V229H230L229 230V228H230ZM123 226H121L120 228H122ZM175 227V228H176ZM206 227V226H205ZM135 228V227H134ZM173 228V227H172ZM174 228V229H175ZM196 228H198V227H196ZM250 228V229H249ZM164 229H165V227H164ZM169 229V228H168ZM174 229H173V231H174ZM124 230V229H123ZM135 230V229H134ZM199 230V229H198ZM197 230V231H198ZM203 230V229H202ZM263 230V229H262ZM99 231V230H98ZM102 232H104V229H102L101 230ZM117 231V230H116ZM119 231H120V229H119ZM163 231V230H162ZM162 231H161V233H162ZM166 231V230H165ZM169 231H171V230H169ZM200 231V230H199ZM207 231V230H206ZM209 231V230H208ZM231 231V232H230ZM254 231V230H253ZM100 232V231H99ZM128 232V231H127ZM154 232V231H153ZM152 232V233H153ZM158 232V231H157ZM176 232V231H175ZM192 232V231H191ZM211 232V231H210ZM98 233V232H97ZM147 233H148V231H147ZM146 233V234H147ZM156 233V232H155ZM175 234L177 237H175V239H176V241L174 242H172L174 245H179V246H181V245H183L182 243V240H180V237H182V236H180L181 234ZM189 233V232H188ZM200 233V232H199ZM208 233V232H207ZM235 233H237V232H235ZM99 234H100V236L102 235V238H103V233L101 234V233H98V234H96V237H88V238H86L87 239V241L86 242H88V243H85V244H89L88 246L89 247H94L95 248V250H96V247H100L99 245H100V243L102 242L101 241V239L102 238H100V236H99ZM125 234V233H124ZM158 234V233H157ZM167 234H169V236L171 235L170 233H167ZM172 234H174V233H172ZM204 234V233H203ZM212 234V233H211ZM246 234L248 235L249 234V232L247 233L246 232ZM245 234V235H246ZM123 235V234H122ZM127 235H129V233L127 234ZM126 234H125V237L127 238L128 236H127ZM155 235V234H154ZM201 235V234H200ZM206 235V234H205ZM250 235V234H249ZM248 235V236H249ZM87 236H90V234L89 235H87ZM94 236V235H93ZM98 236V237H97ZM133 236V235H132ZM147 236V235H146ZM159 236V239L161 238V236H162V234H160V235H158ZM165 236V235H164ZM179 236V237H178ZM186 237H187V235H185ZM120 237V236H119ZM118 237V238H119ZM171 237V236H170ZM173 237V236H172ZM186 237H185V239H186ZM205 237V236H204ZM242 237V236H241ZM240 237V238H241ZM244 238H248V237H245V236H243ZM242 237V238H243ZM156 238L158 239V237H157V235H156ZM85 239V240H86ZM104 239V238H103ZM102 239V240H103ZM123 239H125L124 238V236H123ZM158 239V240H159ZM166 239V241H167V238H165ZM170 239V238H169ZM192 239V238H191ZM210 239H211V241H210ZM171 240V239H170ZM170 240H168V241H170ZM174 240V239H173ZM239 240V239H238ZM255 240V239H254ZM253 240V241H254ZM68 241V240H67ZM117 241V240H116ZM122 241V240H121ZM121 241H119V242H121ZM124 241V240H123ZM155 241H157V240H155ZM204 241H206L205 239H204ZM237 241V240H236ZM248 241V240H247ZM256 241V240H255ZM69 242V241H68ZM85 242V241H84ZM118 242V243H119ZM158 242V241H157ZM191 242V241H190ZM193 242V241H192ZM226 242V241H225ZM240 242H242V239H241V241ZM244 242V241H243ZM259 242H262V239H261V241L260 240H258V245H259ZM264 242V241H263ZM116 243V242H115ZM124 243V242H123ZM123 243H121V244H123ZM204 243V242H203ZM207 244H209L208 242H206ZM206 243H204V244H206ZM223 243H224V240H223ZM245 243H246V241H245ZM63 244L65 245L66 243L65 242H63ZM69 244H70V242H69ZM75 244V243H74ZM83 245H85L84 243H82ZM125 244V243H124ZM127 244V243H126ZM157 243H155V245H156ZM164 244V243H163ZM167 243H165V245H166ZM170 244V243H169ZM196 244V243H195ZM200 244V243H199ZM203 244V245H204ZM227 244V243H226ZM251 244H254V245H257V244H255L254 242H251ZM67 245H68V243H67ZM77 245V244H76ZM164 245V246H165ZM261 245V244H260ZM263 245V244H262ZM69 246V245H68ZM88 246L87 247H85V246H83V248L85 247V248H88ZM164 246H162V248L164 247ZM167 246V245H166ZM166 246H165V248H166ZM170 246V245H169ZM169 246H167V247H169ZM201 246H202V244H201ZM222 246H224V245H222ZM226 246V245H225ZM65 247H66V245H65ZM75 247V246H74ZM158 247V246H157ZM183 247H185V246H183ZM205 247V246H204ZM207 247H208V245H207ZM251 247V246H250ZM254 247V246H253ZM253 247H251V248H253ZM256 247V246H255ZM254 247V249H255V251L258 249H256ZM67 248V247H66ZM84 248V249H85ZM94 248H93V250H94ZM161 248V249H162ZM176 248V247H175ZM178 248H180V247H178ZM196 248V247H195ZM73 249V248H72ZM76 249V248H75ZM75 249H73V250H75ZM90 249V248H89ZM161 249H159V250H161ZM181 249V248H180ZM184 249V248H183ZM203 249V248H202ZM206 249V248H205ZM209 249L211 250V247H209ZM209 249H207V251L209 250ZM213 249V248H212ZM223 249V248H222ZM250 249V248H249ZM254 249H251V250H253V251H250L251 253H253L255 256H256V254H258L259 252H260V250H259V252H258V250H257V252H255L254 251ZM73 250H72V252H73ZM86 250H88V249H86ZM91 250V249H90ZM98 250V249H97ZM96 250V251H97ZM156 250H158V249H156ZM169 250H171V249H169ZM174 250V249H173ZM200 250H201V248H200ZM210 250H209V252H210ZM220 250V249H219ZM71 251V250H70ZM165 252H166V250H164ZM177 252H181V251H178V250H176ZM76 252V251H75ZM83 252H85V250H83ZM91 252H92V250H91ZM153 253L155 252L154 250L152 251ZM157 252V251H156ZM164 252V253H165ZM189 252H190V248H189ZM189 252H187V253H189ZM203 252H205V251H203ZM205 252L206 254H207V256L208 255H210L209 257H211L212 256V254L211 253H213V252ZM250 252H249V254H250ZM77 253V252H76ZM159 253V252H158ZM158 253H156V254H158ZM204 253V254H205ZM240 253V252H239ZM238 253V254H239ZM256 253V254H255ZM94 254V253H93ZM92 254V255H93ZM171 253L169 252V255H167L168 257L170 256V258H171V255H170ZM173 254V253H172ZM175 254V253H174ZM173 254V255H174ZM177 254V253H176ZM194 253H192V255H193ZM218 255H219V253H217ZM223 254V253H222ZM241 254V253H240ZM248 254V253H247ZM261 254H262V252H261ZM72 255H74V254H72ZM229 255V256H228ZM54 256H55V254H54ZM69 256L71 257L69 260H71V259H73V256H71L70 254H69ZM162 256H163V254H162ZM199 256V254L197 255V253H196V257H198ZM219 256H222V255H219ZM248 256V255H247ZM255 256H253V257H251V258H254ZM257 256H259V254L257 255ZM256 256V257H257ZM56 257V256H55ZM78 257V256H77ZM156 259H157V256H154ZM188 257V256H187ZM205 257H206V255H205ZM205 257H204V259H205ZM209 257H207V259H209ZM224 257V256H223ZM245 257H246V255H245ZM245 257H243V258H245ZM69 258V257H68ZM155 258H153V259H155ZM162 258V257H161ZM181 258H182V256L180 257V259L178 260V262L180 263V261H182V263L183 264H185V262H186V260H185V258H183L182 260H181ZM191 258V259H190ZM188 257V259H190V260H192V257ZM194 258H195V256H194ZM193 258V259H194ZM199 258V257H198ZM220 258V257H219ZM59 258H57V260H58ZM169 259V258H168ZM206 259V262H205V260H204V262H203V264H207V262H209L208 260ZM224 259H226L225 257H224ZM246 260H247V258H245ZM249 259V258H248ZM256 259V258H255ZM60 260V259H59ZM62 260H64V259H62ZM162 260V259H161ZM169 260H171V259H169ZM222 260V258L220 259V261ZM244 260V259H243ZM242 260V261H243ZM246 260H245V262H246ZM251 260V259H250ZM61 261V260H60ZM173 261V260H172ZM189 261V260H188ZM192 261H195V264H198V260L196 261V260H192ZM192 261H189L188 263H190L191 262V264H193L192 263ZM225 261V260H224ZM235 261V260H234ZM240 262V263H245V262ZM59 262V261H58ZM65 262V261H64ZM170 263H171V261H169ZM197 262V263H196ZM227 262V261H226ZM229 262V261H228ZM227 262V264H229L230 262H232V261H230L229 263ZM261 262V261H260ZM60 263V262H59ZM154 263H156L157 264V261L156 262H154ZM165 263V262H164ZM179 263H177V264H179ZM259 263V262H258ZM262 263V262H261ZM260 263V264H261ZM54 264H56V263H54ZM159 264V263H158ZM161 264V263H160ZM231 264V263H230ZM263 264H264V262H263Z\"/></svg>",
  "mask_w": 264,
  "mask_h": 264
},
{
  "label": "built area",
  "instance_id": "built-area-1",
  "mask_svg": "<svg viewBox=\"0 0 264 264\" xmlns=\"http://www.w3.org/2000/svg\"><path fill=\"white\" fill-rule=\"evenodd\" d=\"M161 3H165L161 0ZM227 10L222 9V13H226ZM248 38H254L255 29L250 27L246 31ZM227 53H232V50L229 49ZM261 67L256 68L252 71H249V68L242 67L240 72V80L242 84L247 86L255 82L258 83L262 81ZM187 101V99H184ZM185 103V102H184ZM188 114L187 107L182 105L176 113V121H183ZM219 162L217 160L211 161V165L217 166ZM137 165L134 156L128 154L122 156H115L109 159L97 158L94 160V167L97 173L100 174L101 178L110 179L112 184L103 192L99 198L98 202L101 204H111L114 203L115 199L118 203L119 212L121 215H130L134 213L133 204L137 200V192L140 190L142 184L138 176L134 173L135 166ZM113 186V187H112Z\"/></svg>",
  "mask_w": 264,
  "mask_h": 264
}]
</instances>
